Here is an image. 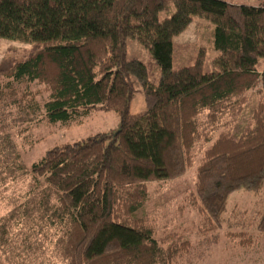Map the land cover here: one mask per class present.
Here are the masks:
<instances>
[{"label":"trees","instance_id":"obj_1","mask_svg":"<svg viewBox=\"0 0 264 264\" xmlns=\"http://www.w3.org/2000/svg\"><path fill=\"white\" fill-rule=\"evenodd\" d=\"M170 3L175 12L160 21ZM195 18L214 27L219 55L209 74L204 52L173 70V40ZM0 38L32 46L0 62V169L32 179L27 199L0 219V264L36 255L41 237L65 264H195L224 230L245 248L254 235L264 243V211L228 213L230 196L264 193V0H0ZM130 38L149 51L150 65L128 60ZM137 82L147 110L134 115ZM34 85L48 95L42 106ZM254 91L259 101L238 132ZM97 112L116 115L119 129L55 146L24 168L19 127L39 113L54 127ZM193 168L185 200L201 240L157 237L152 219L136 217L150 185ZM254 221L256 234L248 233ZM16 233L22 243H13Z\"/></svg>","mask_w":264,"mask_h":264},{"label":"rangeland","instance_id":"obj_2","mask_svg":"<svg viewBox=\"0 0 264 264\" xmlns=\"http://www.w3.org/2000/svg\"><path fill=\"white\" fill-rule=\"evenodd\" d=\"M227 1L245 6H254L258 3V0ZM174 12L175 7L170 3L164 11L159 13L158 18L163 21L172 16ZM213 33L214 27L208 20L195 18L193 23L173 40V70L178 71L194 65L199 54L204 52L203 72L204 74L213 72L215 70L214 62L219 55L214 49ZM31 48L32 46L29 44L0 38V62L5 57H21ZM127 51L128 60H135L146 66L153 62L149 51L136 39H128ZM155 75L156 78L160 77L158 66H156ZM32 89L39 92L38 101L42 106L48 98V95L44 93V88L34 85ZM258 101V93L256 91L250 93L249 103L237 126L238 132L243 129ZM146 110L142 88L137 82L131 113L137 115ZM36 117H38V120L34 119V121L37 120L36 122L19 127L20 131H25L23 138L15 136L20 162L24 165V168L38 162L49 149L55 146L76 143L99 133L111 134L119 129L118 118L112 113H92L79 124L56 125L54 127L48 126L43 121L41 113ZM200 158L201 155L196 159L197 164ZM0 176L5 177L6 181L0 182L1 219L27 199L32 179L24 172H21V174L18 172L15 177H11L8 170L4 168L0 169ZM194 182L195 168L189 170L181 179L168 182L163 186L158 182L152 183L149 187L150 201L136 213V217L152 219L155 222L157 237L176 234L190 239L193 245L197 244L201 240V237L198 236L199 219L195 212L188 208L185 200L188 194L193 191ZM228 209L229 215L233 211H236V213L245 211L247 213L245 218L253 219L254 211H264V193L261 197H255L249 192L236 193L230 196ZM255 226L257 227V221H254V225L247 230L248 233L256 234ZM239 230L240 232H247L245 229L239 228ZM228 233L227 230H224L219 244L212 249L209 256L201 261L197 260L198 262L196 261L195 264H264V243L257 235H254V244L245 248L240 246L236 239L232 240ZM44 240V237L38 240V243H44L39 253L17 257L14 263L9 264H65L55 255L52 242ZM13 243H22V237L16 233Z\"/></svg>","mask_w":264,"mask_h":264},{"label":"crops","instance_id":"obj_3","mask_svg":"<svg viewBox=\"0 0 264 264\" xmlns=\"http://www.w3.org/2000/svg\"><path fill=\"white\" fill-rule=\"evenodd\" d=\"M229 2V1H228ZM235 4V3H234ZM257 4H255L254 6H256Z\"/></svg>","mask_w":264,"mask_h":264}]
</instances>
